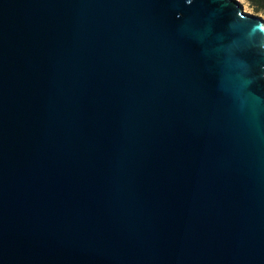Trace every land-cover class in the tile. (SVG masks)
<instances>
[{"label": "water", "instance_id": "95a60500", "mask_svg": "<svg viewBox=\"0 0 264 264\" xmlns=\"http://www.w3.org/2000/svg\"><path fill=\"white\" fill-rule=\"evenodd\" d=\"M236 0H0V264H264V18Z\"/></svg>", "mask_w": 264, "mask_h": 264}, {"label": "trees", "instance_id": "16d2710c", "mask_svg": "<svg viewBox=\"0 0 264 264\" xmlns=\"http://www.w3.org/2000/svg\"><path fill=\"white\" fill-rule=\"evenodd\" d=\"M254 14L264 17V0H243Z\"/></svg>", "mask_w": 264, "mask_h": 264}, {"label": "rangeland", "instance_id": "374dc122", "mask_svg": "<svg viewBox=\"0 0 264 264\" xmlns=\"http://www.w3.org/2000/svg\"><path fill=\"white\" fill-rule=\"evenodd\" d=\"M236 1H238L241 5H242V9L247 13V14H251V15H258V14H254L253 12H252V10L248 7V4L245 2V1H243V0H236ZM258 16H261V15H258ZM264 18V17H263Z\"/></svg>", "mask_w": 264, "mask_h": 264}, {"label": "snow or ice", "instance_id": "6c2138e0", "mask_svg": "<svg viewBox=\"0 0 264 264\" xmlns=\"http://www.w3.org/2000/svg\"><path fill=\"white\" fill-rule=\"evenodd\" d=\"M189 3H191V0H189Z\"/></svg>", "mask_w": 264, "mask_h": 264}]
</instances>
